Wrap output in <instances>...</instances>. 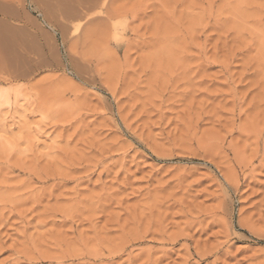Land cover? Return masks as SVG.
Instances as JSON below:
<instances>
[{"label": "rangeland", "instance_id": "obj_1", "mask_svg": "<svg viewBox=\"0 0 264 264\" xmlns=\"http://www.w3.org/2000/svg\"><path fill=\"white\" fill-rule=\"evenodd\" d=\"M0 264H264V0H0Z\"/></svg>", "mask_w": 264, "mask_h": 264}]
</instances>
